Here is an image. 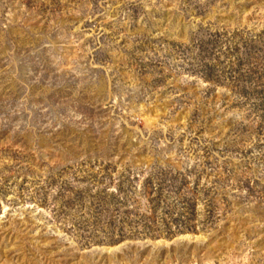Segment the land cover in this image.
Masks as SVG:
<instances>
[{"label":"rangeland","instance_id":"obj_1","mask_svg":"<svg viewBox=\"0 0 264 264\" xmlns=\"http://www.w3.org/2000/svg\"><path fill=\"white\" fill-rule=\"evenodd\" d=\"M5 72L0 264H264V0H0Z\"/></svg>","mask_w":264,"mask_h":264},{"label":"water","instance_id":"obj_2","mask_svg":"<svg viewBox=\"0 0 264 264\" xmlns=\"http://www.w3.org/2000/svg\"><path fill=\"white\" fill-rule=\"evenodd\" d=\"M14 33L17 35L16 38H17L18 42L21 44L24 43L26 41L27 37L31 35V32L24 31V30H14ZM12 68H13V65H12ZM24 70H25V66H21V71H24ZM10 76H11L10 72H5L4 75L0 76V89H1V87H3L4 83L7 80L10 81L11 83H13L14 79H13V77L10 78ZM41 101L42 100H40V102ZM45 102L46 101L44 100L43 103H45Z\"/></svg>","mask_w":264,"mask_h":264}]
</instances>
